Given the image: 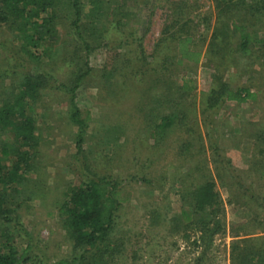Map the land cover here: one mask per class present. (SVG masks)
<instances>
[{
  "label": "rangeland",
  "instance_id": "374dc122",
  "mask_svg": "<svg viewBox=\"0 0 264 264\" xmlns=\"http://www.w3.org/2000/svg\"><path fill=\"white\" fill-rule=\"evenodd\" d=\"M69 1L58 9L50 42L37 48L20 37L18 23L0 22V169L19 151L32 157L16 188L0 184L8 208L0 243L13 234L22 264H83L84 248L59 209L70 186L106 177L120 192L109 264H234V241L264 248L262 45L242 56L237 36L213 56V35L222 32L216 0H102L97 14L93 0H79V29ZM243 1L252 10H240L236 24L264 38V0ZM188 36L202 52L197 63L179 61V39ZM219 78L255 97L208 109ZM185 79L195 89L183 92ZM32 83L40 84L36 93ZM26 119L33 156L17 135ZM207 178L221 202L222 226L212 237L181 221L182 210L192 209L183 195Z\"/></svg>",
  "mask_w": 264,
  "mask_h": 264
},
{
  "label": "trees",
  "instance_id": "16d2710c",
  "mask_svg": "<svg viewBox=\"0 0 264 264\" xmlns=\"http://www.w3.org/2000/svg\"><path fill=\"white\" fill-rule=\"evenodd\" d=\"M63 1L0 0V22L10 24V26L18 23L20 37L28 45L37 48L42 43L50 42L48 39L54 33L58 9H60L59 7L63 4ZM216 1H218L217 7H221L217 20L221 24L222 32L219 35L216 33L213 35L210 44V51L213 56L224 54L228 42L230 43L233 38L237 39V36L240 55H250L252 53L251 45L256 44H261L264 51V38L259 37L256 32L248 29V26L236 24V18L241 15L240 10H252V7L247 2H242V0ZM69 4H71L75 16L73 24L79 29L83 15L80 1L70 0ZM91 4L94 14L102 11V0H93ZM63 6L64 4L61 7ZM179 40V61L187 59L196 63L199 62L202 52L193 50L190 47L189 43L193 41L192 38L188 36ZM84 43L87 51H91V44L88 42ZM31 58L36 60L38 56L36 53H32ZM39 85V83H32V93H36V87ZM193 89H195V84L193 85L189 79H185L182 87L183 92ZM74 90L75 87L72 91L74 92ZM24 92L28 91L25 90ZM254 97L255 95L251 93L249 88H232L230 84L220 80L209 90L206 96V105L208 109H213L220 107L227 101L244 103ZM73 101L74 96L72 98ZM78 114L79 112L76 111L75 116ZM4 115L8 116L7 111H4ZM77 122L83 124L84 121L78 119ZM17 135L24 144L32 146L30 149H32L33 156L36 143L34 127L30 119H26L24 124L19 127ZM81 144L82 137L80 136L77 143L79 150L82 149ZM2 152L7 155L10 151L3 149ZM18 154V158L8 166L6 172L0 169V184L4 185L2 190H6L8 187L16 188L17 184L23 181L22 171L30 166L31 151H19ZM15 184L16 186H12ZM108 186H110V183L107 182L106 177L100 181L70 186L67 191V198L59 209L62 224L74 240L76 247L84 248L81 256L83 264H109V261L117 251L116 244L110 236L114 229V212L120 206V201L117 200L120 192L118 183L112 184L110 189ZM5 194L1 193L0 196V215H6L8 212V208L5 207L7 204ZM183 197L188 201L192 209L182 210V222L194 223V230L205 234L208 233L209 237H212L221 229L222 224L218 220L221 212V202L214 180L207 178L199 184H194L190 193L183 195ZM15 238L10 233L6 237V244L0 243V264H22L25 253H18ZM241 240L232 243L234 264H264V248L250 246V240ZM241 243H244V247H242ZM29 248L28 244L25 252Z\"/></svg>",
  "mask_w": 264,
  "mask_h": 264
}]
</instances>
